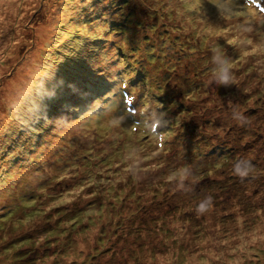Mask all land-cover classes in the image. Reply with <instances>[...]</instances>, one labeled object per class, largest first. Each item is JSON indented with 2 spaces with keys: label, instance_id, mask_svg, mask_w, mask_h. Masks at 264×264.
<instances>
[{
  "label": "rangeland",
  "instance_id": "1",
  "mask_svg": "<svg viewBox=\"0 0 264 264\" xmlns=\"http://www.w3.org/2000/svg\"><path fill=\"white\" fill-rule=\"evenodd\" d=\"M0 264H264V0H0Z\"/></svg>",
  "mask_w": 264,
  "mask_h": 264
},
{
  "label": "clouds",
  "instance_id": "2",
  "mask_svg": "<svg viewBox=\"0 0 264 264\" xmlns=\"http://www.w3.org/2000/svg\"><path fill=\"white\" fill-rule=\"evenodd\" d=\"M213 62L215 64V82L217 85H232L235 83L234 77L230 74L231 65L227 61L226 58L222 57V55L218 51H214L213 54ZM234 118L237 119L240 123H244L246 118L242 116V114L235 112L234 110ZM235 173L241 177V179L246 178L249 173L252 171V164L250 160H247V166L241 167L240 164H236L234 168ZM183 179V176L181 177ZM199 211L206 210V205L201 204L199 206Z\"/></svg>",
  "mask_w": 264,
  "mask_h": 264
},
{
  "label": "trees",
  "instance_id": "3",
  "mask_svg": "<svg viewBox=\"0 0 264 264\" xmlns=\"http://www.w3.org/2000/svg\"><path fill=\"white\" fill-rule=\"evenodd\" d=\"M149 77H153V75L152 74H150V75H148ZM150 81H152V83H154V86L153 87H155V85L157 84V79H156V77H154L153 78V80H150ZM160 98H158L157 100H159ZM157 102H159V101H157ZM82 113V112H81ZM36 193L37 194H41V192L37 189V191H36ZM6 252V251H5ZM28 259H30V258H28ZM11 260V262H21L20 260H18L17 258H15L14 256L10 259Z\"/></svg>",
  "mask_w": 264,
  "mask_h": 264
}]
</instances>
